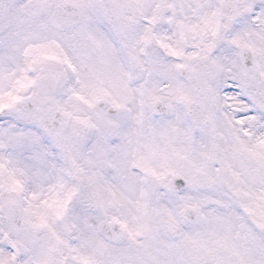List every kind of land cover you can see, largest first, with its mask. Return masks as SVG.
<instances>
[{"label":"snow or ice","instance_id":"snow-or-ice-1","mask_svg":"<svg viewBox=\"0 0 264 264\" xmlns=\"http://www.w3.org/2000/svg\"><path fill=\"white\" fill-rule=\"evenodd\" d=\"M0 264H264V0H0Z\"/></svg>","mask_w":264,"mask_h":264}]
</instances>
